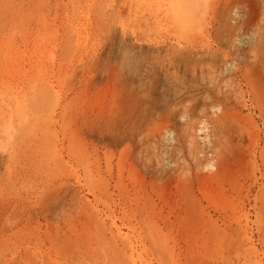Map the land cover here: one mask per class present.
Masks as SVG:
<instances>
[{"label": "rangeland", "instance_id": "1", "mask_svg": "<svg viewBox=\"0 0 264 264\" xmlns=\"http://www.w3.org/2000/svg\"><path fill=\"white\" fill-rule=\"evenodd\" d=\"M263 34L264 0H0V264H264Z\"/></svg>", "mask_w": 264, "mask_h": 264}, {"label": "bare ground", "instance_id": "2", "mask_svg": "<svg viewBox=\"0 0 264 264\" xmlns=\"http://www.w3.org/2000/svg\"><path fill=\"white\" fill-rule=\"evenodd\" d=\"M185 2V1H184ZM194 2V1H193ZM194 4V3H193ZM263 40H264V34H263Z\"/></svg>", "mask_w": 264, "mask_h": 264}]
</instances>
